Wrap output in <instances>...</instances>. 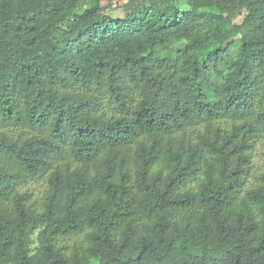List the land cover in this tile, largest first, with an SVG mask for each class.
I'll use <instances>...</instances> for the list:
<instances>
[{"label": "trees", "instance_id": "1", "mask_svg": "<svg viewBox=\"0 0 264 264\" xmlns=\"http://www.w3.org/2000/svg\"><path fill=\"white\" fill-rule=\"evenodd\" d=\"M259 143L264 0H0V264H264Z\"/></svg>", "mask_w": 264, "mask_h": 264}, {"label": "rangeland", "instance_id": "2", "mask_svg": "<svg viewBox=\"0 0 264 264\" xmlns=\"http://www.w3.org/2000/svg\"><path fill=\"white\" fill-rule=\"evenodd\" d=\"M263 159H264V144L259 143L256 148V157H255V165H254V174H256V171L261 170L263 166ZM254 176L251 175L249 180H253ZM29 191L33 193V198L40 200L43 196V192L46 188L45 180L42 178L33 179L30 180L26 186Z\"/></svg>", "mask_w": 264, "mask_h": 264}]
</instances>
